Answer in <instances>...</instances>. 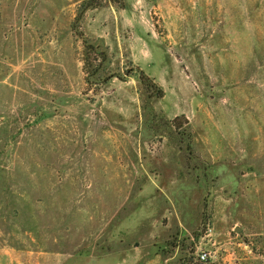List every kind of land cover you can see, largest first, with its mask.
I'll list each match as a JSON object with an SVG mask.
<instances>
[{
    "label": "rangeland",
    "instance_id": "374dc122",
    "mask_svg": "<svg viewBox=\"0 0 264 264\" xmlns=\"http://www.w3.org/2000/svg\"><path fill=\"white\" fill-rule=\"evenodd\" d=\"M202 252L264 264V0H0V264Z\"/></svg>",
    "mask_w": 264,
    "mask_h": 264
},
{
    "label": "trees",
    "instance_id": "16d2710c",
    "mask_svg": "<svg viewBox=\"0 0 264 264\" xmlns=\"http://www.w3.org/2000/svg\"><path fill=\"white\" fill-rule=\"evenodd\" d=\"M142 79H143V81L144 82H147L146 84H148V85H153V86H155L150 80H149V78H147V77H142ZM152 87V86H151ZM156 87V86H155ZM161 93V90H158V93ZM209 261H206V262H202V263H205V264H207ZM201 263V264H202Z\"/></svg>",
    "mask_w": 264,
    "mask_h": 264
},
{
    "label": "built area",
    "instance_id": "2783aa9c",
    "mask_svg": "<svg viewBox=\"0 0 264 264\" xmlns=\"http://www.w3.org/2000/svg\"><path fill=\"white\" fill-rule=\"evenodd\" d=\"M200 258L202 262H206L208 261V254L206 252H202Z\"/></svg>",
    "mask_w": 264,
    "mask_h": 264
},
{
    "label": "water",
    "instance_id": "95a60500",
    "mask_svg": "<svg viewBox=\"0 0 264 264\" xmlns=\"http://www.w3.org/2000/svg\"><path fill=\"white\" fill-rule=\"evenodd\" d=\"M239 231V230H238Z\"/></svg>",
    "mask_w": 264,
    "mask_h": 264
}]
</instances>
